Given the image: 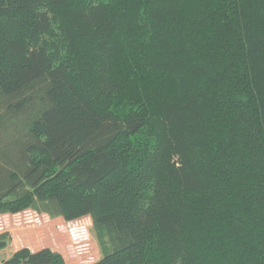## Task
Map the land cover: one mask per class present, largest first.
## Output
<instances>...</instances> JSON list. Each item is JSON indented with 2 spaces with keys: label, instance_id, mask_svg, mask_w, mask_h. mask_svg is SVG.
I'll return each mask as SVG.
<instances>
[{
  "label": "trees",
  "instance_id": "obj_1",
  "mask_svg": "<svg viewBox=\"0 0 264 264\" xmlns=\"http://www.w3.org/2000/svg\"><path fill=\"white\" fill-rule=\"evenodd\" d=\"M28 210L88 217L91 264H264V0H0V216Z\"/></svg>",
  "mask_w": 264,
  "mask_h": 264
},
{
  "label": "rangeland",
  "instance_id": "obj_2",
  "mask_svg": "<svg viewBox=\"0 0 264 264\" xmlns=\"http://www.w3.org/2000/svg\"><path fill=\"white\" fill-rule=\"evenodd\" d=\"M30 216L31 214L26 212L21 214L18 221L15 218L16 223L13 222V217L7 218V220L4 221L6 224L3 221H0V232L8 227L9 222V227L20 226L19 228H22L23 225L27 229L22 230L24 231L22 236H18V233L21 231L17 232V235L15 236V240H19V243L23 248L27 245L30 246V248H33L34 251L37 249L39 251L40 246H42L43 249L50 248L49 250L57 252L62 256L65 264H91L98 260L100 256V250L95 238L91 221L88 217L81 218L78 221H73L77 228L82 232L84 237H86V240L83 243L76 244L74 241L75 238L71 235V233H69V229H67L71 226V224L67 221L63 220L62 218L51 219L44 216V220L35 224L34 220ZM13 224L15 226H11ZM61 224L64 226V228L61 227L62 229L59 228V225ZM4 233H7V231ZM48 237H51L49 238V241L45 239ZM25 238H29V240ZM58 238L61 243L58 241ZM6 255V252L0 254V262L10 258V256L7 257Z\"/></svg>",
  "mask_w": 264,
  "mask_h": 264
},
{
  "label": "crops",
  "instance_id": "obj_3",
  "mask_svg": "<svg viewBox=\"0 0 264 264\" xmlns=\"http://www.w3.org/2000/svg\"><path fill=\"white\" fill-rule=\"evenodd\" d=\"M21 216V215H20ZM10 216H0V221H6L7 220V218H9ZM11 218V217H10ZM20 218V217H19ZM13 222H15L16 223V221H15V218H13ZM5 223V222H4ZM6 224V223H5ZM9 224H10V222H9ZM9 224H8V227H9ZM11 226H15L14 224L13 225H11ZM6 228V229H4L2 232H0V234L1 233H4L5 231H7V234H8V236H9V240H8V242H7V246H6V248L5 249H3V250H1L0 251V254H3L4 252H6V256L7 257H11L16 251H18V250H20V249H22L23 247H22V245H20V243H19V240H15V236L17 235V232H19V231H22L23 229L25 230V229H27V228H25L24 226H22V228H19L20 226H18V227H9V228ZM31 228H33V227H31ZM0 229H1V226H0ZM34 229V228H33ZM49 238H51V237H48V238H45L47 241H49ZM28 240H29V238H28ZM58 241L60 242V240H59V238H58ZM48 243V242H47ZM61 243V242H60ZM43 249V247L42 246H40V248H39V250H42ZM50 249V248H49ZM29 250H31L32 252H35L34 250H33V248H30V246H29ZM36 251H38V249L36 250ZM5 256V257H6ZM4 257V258H5ZM99 258H100V256H99ZM98 258V259H99Z\"/></svg>",
  "mask_w": 264,
  "mask_h": 264
},
{
  "label": "built area",
  "instance_id": "obj_4",
  "mask_svg": "<svg viewBox=\"0 0 264 264\" xmlns=\"http://www.w3.org/2000/svg\"><path fill=\"white\" fill-rule=\"evenodd\" d=\"M30 213L31 214V216L30 217H32V219L34 220V223L35 224H37V223H39L40 221H42V220H44L45 218H43L44 216L45 217H47L46 215H39V214H36V213H34V212H32V211H25V212H23V213ZM23 213H20V214H17V215H11L10 217H13V218H16L17 219V221H18V219H19V217H20V215L21 214H23ZM49 218V217H48ZM78 221V220H77ZM68 223H70L71 224V226L70 227H68L67 229H69L68 231H69V233H71V235L75 238L74 239V241H75V243L76 244H81V243H83L86 239V237H84V235L82 234V232L77 228V226H76V224L75 223H73V221H72V223L71 222H68ZM21 225V224H20ZM23 226V225H22ZM32 226V225H31ZM61 227H63L64 228V226L61 224V225H59V228L60 229H62ZM77 229H75V228ZM71 228V229H70ZM24 233V231H21V232H19L18 233V236H22V234ZM67 233V232H66ZM87 235V234H86ZM85 235V236H86ZM25 239H27V238H25ZM28 240V239H27ZM24 248H27V249H29V246L27 245V246H25Z\"/></svg>",
  "mask_w": 264,
  "mask_h": 264
}]
</instances>
